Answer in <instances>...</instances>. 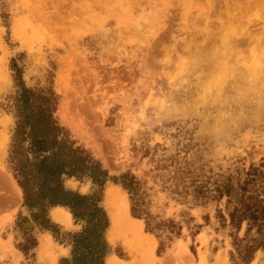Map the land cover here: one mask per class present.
<instances>
[{"label":"rangeland","instance_id":"374dc122","mask_svg":"<svg viewBox=\"0 0 264 264\" xmlns=\"http://www.w3.org/2000/svg\"><path fill=\"white\" fill-rule=\"evenodd\" d=\"M263 13L264 0H0V264H61L84 227L57 206L44 229L24 205L10 166L24 88L52 99L60 138L109 176L103 188L88 174L62 178L101 196L106 264H234L246 224L232 227L215 189L252 166L264 173ZM124 174L139 182L141 218L116 183ZM112 193L140 231L122 221L111 238ZM248 264H264V249Z\"/></svg>","mask_w":264,"mask_h":264},{"label":"trees","instance_id":"16d2710c","mask_svg":"<svg viewBox=\"0 0 264 264\" xmlns=\"http://www.w3.org/2000/svg\"><path fill=\"white\" fill-rule=\"evenodd\" d=\"M15 100L17 123L10 166L23 191L24 205L32 211L37 225L47 230L52 225L48 215L52 207H66L76 223L83 222L82 231L71 235V258H62L61 264H106L109 246L105 234L110 221L100 204L101 196L97 193L82 195L67 189L62 178L88 174L95 184L103 188L109 180L108 174L83 150L73 148L60 138L62 129L54 119L55 105L50 97L24 88ZM27 138H31V150L36 153L33 161L24 155ZM120 178L115 181L129 192L132 214L141 218L143 212L135 204L139 182L130 174ZM215 190L217 198L228 199L232 227L239 232L246 224L244 237H235L236 254L232 252L231 258L234 264H248L258 250L264 249V173L252 166L244 180L234 184L228 178ZM25 220L23 218L20 224ZM146 228L154 230L149 222H146ZM30 241L34 247L37 245L36 239Z\"/></svg>","mask_w":264,"mask_h":264},{"label":"bare ground","instance_id":"6f19581e","mask_svg":"<svg viewBox=\"0 0 264 264\" xmlns=\"http://www.w3.org/2000/svg\"><path fill=\"white\" fill-rule=\"evenodd\" d=\"M250 6V5H249ZM248 7V6H247ZM243 8V7H242ZM245 8V6H244ZM253 9V7H252ZM251 9V10H252ZM249 10H250V7H249ZM242 12V11H241ZM240 14V13H239ZM264 14V13H263ZM225 16V15H224ZM219 18V17H218ZM227 18V17H226ZM264 18V17H263ZM223 20V19H222ZM228 21V20H227ZM223 22V21H222ZM237 23V21L235 22ZM221 26V25H220ZM244 27V26H243ZM229 32H234V28H230L229 29ZM244 35V34H243ZM242 38V37H241ZM249 38V36H248ZM221 41V40H220ZM231 41V40H230ZM219 44V43H218ZM262 44V43H261ZM220 45V44H219ZM223 47H225L226 49L228 48L229 49V45L227 44H223ZM258 48V47H257ZM232 49V48H231ZM217 50H220V49H217ZM225 51V50H224ZM232 51V50H231ZM219 53V51L217 52V54ZM234 53V52H233ZM218 61V60H217ZM1 137V136H0ZM5 142V141H4ZM4 144V143H3ZM18 187V186H17ZM111 197H112V201L114 203V207L115 208V212L113 213V226L110 230V235H111V238L114 239L115 235H116V231L118 229V226L121 225L122 221H125L127 222L128 226L130 227H134V229L136 230H141L142 229V223L138 222V221H134L133 218H131L129 216V213L127 211V201L126 199H124L122 197V195L120 193H112L111 194ZM120 201L121 203L124 205L125 209L122 210L121 206H120ZM112 203V204H113ZM53 218L60 222V223H63V224H69L70 221H71V218H72V215L70 212H68L66 209L64 208H57L54 210L53 212ZM130 227V228H131ZM133 229V228H132ZM135 230V231H136ZM151 242V244L154 246V240H149ZM109 264H122L120 261H118L117 259H113L110 261Z\"/></svg>","mask_w":264,"mask_h":264}]
</instances>
